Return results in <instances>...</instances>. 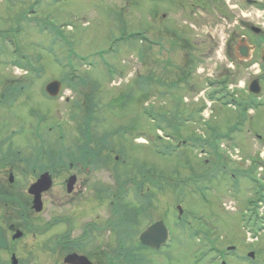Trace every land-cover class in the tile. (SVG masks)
<instances>
[{"label":"rangeland","instance_id":"rangeland-1","mask_svg":"<svg viewBox=\"0 0 264 264\" xmlns=\"http://www.w3.org/2000/svg\"><path fill=\"white\" fill-rule=\"evenodd\" d=\"M255 1L258 4L247 9L238 0L239 18L264 31V0ZM179 11L174 0H0V98L6 79L26 87L23 97L15 99L11 107L1 106L6 101H0V139L20 152L15 158L19 164L15 188L26 195L35 181V173H23L22 163L23 158L31 157L33 147L41 150L44 168L49 164L56 167L62 157L70 158L78 148L92 152L101 147L99 157L109 159L101 164L97 157L82 156V161L93 163L85 162L87 168L77 169L74 197L64 192L71 173L55 171L54 188L43 195V211L31 213L28 235L43 240L60 238L62 243V234L71 240L78 238L79 229L72 227L70 214L85 211L83 201L92 198L87 210L90 216H78L80 226L84 222L93 226L88 239L80 242V250L92 257L93 264H103V258L112 256L118 244L109 221L119 217L140 221L141 225L123 232L119 239L123 245V238L131 234L128 243L132 246L140 232L155 221L164 220L171 227L178 224L175 206L179 205L182 224L171 228V243L159 253H143V264H264V107L246 114L241 103L252 101L247 85L253 73L258 69L264 73V34L250 36L255 68H241L234 77L238 84L224 92L230 95L228 103L235 102L234 110H228L215 102L217 95H211L214 86L205 84L208 79H218L216 66L225 68L218 49L228 30H214V25L203 29L201 51L207 58L200 85L171 83L166 78V64H159L168 59L170 46L166 39L154 38L160 29L153 17ZM240 20L236 38L248 34ZM222 23L220 27L226 26ZM169 24L174 27L178 22L171 19ZM15 48L22 55L40 58L42 74L29 69L25 74L13 65L4 68V61L15 60L10 54ZM58 61L72 63L78 78L66 80L59 96L49 100L42 88L66 74ZM201 91L203 95L195 103ZM203 98L214 102L209 118L196 114ZM260 99L264 101V93ZM174 120L184 124L173 135L168 124ZM234 128L240 132L229 134ZM201 139L205 150L193 143ZM245 172L254 174L256 182H249ZM120 185L122 194L109 195V190L117 192ZM247 200L253 202L256 227H248ZM112 201L114 207H110ZM250 233L258 243L245 242ZM230 247L237 249L227 251ZM238 249H244L245 255L255 250L260 261L241 263L232 256H238Z\"/></svg>","mask_w":264,"mask_h":264},{"label":"flooded vegetation","instance_id":"flooded-vegetation-1","mask_svg":"<svg viewBox=\"0 0 264 264\" xmlns=\"http://www.w3.org/2000/svg\"><path fill=\"white\" fill-rule=\"evenodd\" d=\"M174 1L180 9L178 13H168L164 17L154 15L153 17V22L160 29L158 30L159 33H154V38H164L169 42L167 43L170 46L167 52L168 59L159 64H166V78L171 83L180 84L202 78L205 69L199 70V68H202V66L205 68L207 54L201 51L204 50L201 34H204L203 29L205 27H212L211 25H214V30L229 31L221 39L218 49L223 54V59L226 62L225 68L216 66L218 69L217 78L220 82H226V84L236 83L233 80L241 68L245 70L246 66L247 69L255 68L254 57L251 55L254 49H252L250 43V36H263L264 31L262 29L257 31L253 28L254 26L248 24V21L240 20L238 0ZM241 3L247 9H252L258 4L255 0H241ZM209 12L211 13L207 14ZM197 14H199L198 20L195 19ZM171 19L177 20V26H170L169 21ZM239 20L246 25L245 33L248 34L246 36L241 33L236 38L238 36ZM221 23L226 26L220 27ZM197 30L198 33L195 32ZM236 39L237 43L235 44ZM221 46L223 47L221 48ZM240 51L245 53L246 60L242 61ZM209 52L211 54V51ZM245 61H248L247 65L243 64ZM197 74L201 76H197ZM10 147L8 140L0 139V227L6 242V248L0 250V264H63L64 257L69 253L82 255L79 251L82 247L80 242L83 243L85 239H88L92 229V226L87 222H84L82 226H80V223H75V229L77 231L79 229L77 232L79 236L74 239L75 251L66 249L65 244L58 239L56 241L52 238L43 240L44 238L41 236L27 234L30 231L31 224V199L24 193L22 194L21 190L15 188V173L19 164L15 161L14 150H10ZM4 152L5 154L8 153V156L4 155ZM23 165V173L25 174L27 173L28 163L23 162ZM82 167L87 168L81 166V164L70 163L68 169L75 173L78 168L82 169ZM30 168L29 165L28 170ZM33 172L37 174V172ZM12 175L13 180H11ZM78 176L76 173L77 178ZM74 192H76V187ZM88 207L89 205L85 203V211H77V214L82 218L89 217ZM73 215L76 216L75 213ZM249 222H252V218L249 219ZM16 233H19V235L17 236ZM57 250H60V252H56ZM242 258V253H240L237 260Z\"/></svg>","mask_w":264,"mask_h":264},{"label":"water","instance_id":"water-1","mask_svg":"<svg viewBox=\"0 0 264 264\" xmlns=\"http://www.w3.org/2000/svg\"><path fill=\"white\" fill-rule=\"evenodd\" d=\"M254 87L255 86H253L252 88ZM59 89L60 84L57 82H53L47 85L46 93L51 97H55L57 96ZM74 181V177H71L68 182V191H71ZM50 187L51 181L47 174L42 175L37 180V182L30 187L29 194L34 197L33 208L36 212H40L42 209V204L40 200L41 194L43 192L48 191ZM139 240L143 246L158 250L161 246L164 245L167 240V230L162 222H158L149 227L143 234H141ZM4 245V239L0 231V248L4 247ZM65 262L67 264H89L85 258L77 257L75 255L68 256L65 259Z\"/></svg>","mask_w":264,"mask_h":264},{"label":"trees","instance_id":"trees-1","mask_svg":"<svg viewBox=\"0 0 264 264\" xmlns=\"http://www.w3.org/2000/svg\"><path fill=\"white\" fill-rule=\"evenodd\" d=\"M15 92V91H14ZM91 121V120H89ZM79 156H93L94 158L98 157V153L96 151H88L85 150L84 148L81 150L79 148ZM73 155V154H72ZM116 204V202L113 203V207ZM132 217H119L117 220H114L112 222V226H114L115 230H121L123 231V229L126 227V224L128 222H134L136 223L137 221L135 219L131 220ZM138 225V222L136 223ZM123 247V253H128L126 256V261L124 264H137L138 262H141L140 260V252L146 250L145 248L141 247L138 243L133 244L132 246H130L129 249H126L124 246H120V248ZM108 264H115L114 262V257H111L110 259H108Z\"/></svg>","mask_w":264,"mask_h":264},{"label":"bare ground","instance_id":"bare-ground-1","mask_svg":"<svg viewBox=\"0 0 264 264\" xmlns=\"http://www.w3.org/2000/svg\"><path fill=\"white\" fill-rule=\"evenodd\" d=\"M10 150H11V149H10ZM14 152H16V151H14ZM12 153H13V152H12ZM4 155L8 156V153L5 154V152H4ZM181 222H182V221H181Z\"/></svg>","mask_w":264,"mask_h":264}]
</instances>
